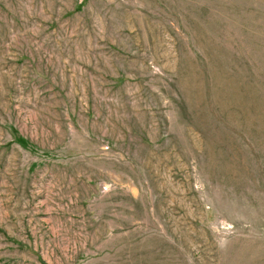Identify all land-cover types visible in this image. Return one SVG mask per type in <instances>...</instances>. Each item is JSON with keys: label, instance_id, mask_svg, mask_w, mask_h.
<instances>
[{"label": "rangeland", "instance_id": "obj_1", "mask_svg": "<svg viewBox=\"0 0 264 264\" xmlns=\"http://www.w3.org/2000/svg\"><path fill=\"white\" fill-rule=\"evenodd\" d=\"M0 264H264V0H0Z\"/></svg>", "mask_w": 264, "mask_h": 264}]
</instances>
